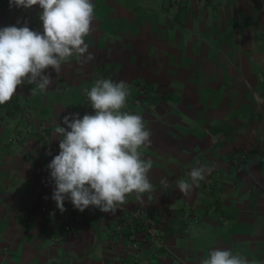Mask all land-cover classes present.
I'll return each mask as SVG.
<instances>
[{"label": "crops", "instance_id": "obj_1", "mask_svg": "<svg viewBox=\"0 0 264 264\" xmlns=\"http://www.w3.org/2000/svg\"><path fill=\"white\" fill-rule=\"evenodd\" d=\"M92 3L85 42L95 58L73 54L58 74L47 70L45 92L24 83L0 105V264H106L124 251L117 217L136 207L152 210L160 230L159 241L138 250V264H200L212 248L264 264V0ZM40 12L0 0V28L26 23L42 32ZM95 72L144 85L121 111L142 115L152 133L140 151L153 161L154 192L144 204L128 195L115 215L80 212L68 199L61 213L47 168L59 153L54 129L67 128L65 115L94 114L83 89ZM204 165L213 171L183 196L177 181ZM71 208L77 222L63 230Z\"/></svg>", "mask_w": 264, "mask_h": 264}, {"label": "clouds", "instance_id": "obj_2", "mask_svg": "<svg viewBox=\"0 0 264 264\" xmlns=\"http://www.w3.org/2000/svg\"><path fill=\"white\" fill-rule=\"evenodd\" d=\"M38 5L43 31L30 29L25 23L0 28V105L11 101L17 86L35 84L36 91L45 92L52 83L47 73L56 74L63 63L75 54L88 62L95 57L88 52L85 38L92 31L94 5L92 0H9V6L30 8ZM125 81L97 80L87 96L94 114L65 115L67 128L57 124L59 153L47 168L54 182L52 199L63 213L64 201L83 212L89 207L115 215L135 195L144 204V194L152 199L154 186L148 173L153 161L145 159L142 147L151 144V131L142 115L122 112L129 96ZM51 154V153H48ZM214 165L193 167L189 180L177 181V189L187 197L213 171ZM161 186L168 187L166 179ZM200 264H253L243 255L224 248H212Z\"/></svg>", "mask_w": 264, "mask_h": 264}, {"label": "built area", "instance_id": "obj_3", "mask_svg": "<svg viewBox=\"0 0 264 264\" xmlns=\"http://www.w3.org/2000/svg\"><path fill=\"white\" fill-rule=\"evenodd\" d=\"M175 5L181 4L184 0H171ZM104 79V77L95 72L90 77V84L83 89L85 99H89L87 92L94 86L97 80ZM129 96L126 98L125 111L130 109V106L138 102V93L144 90L143 84H137L134 87L129 83ZM43 127V126H40ZM185 217H188L189 212H184ZM77 222V215L74 209H70L67 214L62 215V229L69 230ZM113 231L120 239L123 238L122 245L124 247L123 253L117 254L114 257L107 259L106 264H125L122 260L127 256L131 257L132 262L138 264V250L147 244H153L159 241L160 230L156 226L153 219V211L136 207L128 212L120 214L117 221L113 225Z\"/></svg>", "mask_w": 264, "mask_h": 264}]
</instances>
